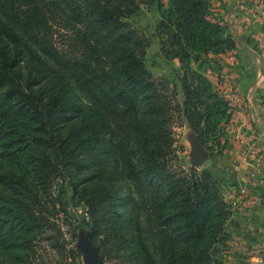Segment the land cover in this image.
<instances>
[{
    "label": "trees",
    "instance_id": "obj_1",
    "mask_svg": "<svg viewBox=\"0 0 264 264\" xmlns=\"http://www.w3.org/2000/svg\"><path fill=\"white\" fill-rule=\"evenodd\" d=\"M145 2L0 0V264H75L84 254L64 229L60 179L88 208L102 262L221 264L232 207L211 172L175 164V125L187 122L222 154L234 111L221 56L235 42L209 19L210 0L159 3L161 51L183 69L179 100L148 69L150 40L129 20ZM62 21L82 54L60 44ZM201 53L215 55L219 84L192 66ZM124 208L136 210L133 230Z\"/></svg>",
    "mask_w": 264,
    "mask_h": 264
},
{
    "label": "rangeland",
    "instance_id": "obj_2",
    "mask_svg": "<svg viewBox=\"0 0 264 264\" xmlns=\"http://www.w3.org/2000/svg\"><path fill=\"white\" fill-rule=\"evenodd\" d=\"M159 3H162L164 7L167 8L172 4V0H146L145 3L140 5V10L131 16L129 20L134 26L141 29L150 40V46L146 56V65L148 69L155 76L167 80L171 86L175 85L179 100H182L180 79L183 69L181 62L178 59L168 58L162 53L160 40L156 31L157 24L161 19ZM231 16H235L233 22L230 21ZM247 16H264V0H210L209 19L221 24L225 32L229 34L235 42V48L228 52L237 48L239 43L238 39L244 34L239 29L243 28L242 25H244L243 23ZM238 25L240 27H238ZM57 27H60V33L57 35L60 44L76 54H82L81 46L77 39L79 35L75 36L70 30H67L68 28L66 29L63 25V21ZM247 35L248 33H246V36ZM263 49L264 47H261L259 51ZM214 56L212 58L207 53H201L200 57H193L191 62L192 66L198 71L206 73L210 78L218 79L219 69ZM73 89L75 98L81 104H90V99L86 94L78 89L76 90L74 86ZM227 97L230 98L228 95ZM229 100H231V98ZM229 124H231V122ZM228 128L229 125L226 127L225 132L228 145L224 148L222 154L218 155L217 151L213 154L198 142L197 135L187 122L181 123L177 121L175 125L178 138V150L175 164L182 166L186 170L197 168L201 171L206 170L211 172L219 182L225 199L228 192L231 191L239 195L243 187H247V184L253 182L250 179H245L242 181V187L237 188V184L232 183L234 181H230L224 173V170L218 169V165L214 162L217 159L219 160L224 153L228 152L235 143V140L231 139L229 136ZM200 149L207 151L209 157L202 164L198 165L195 163V155L197 150ZM247 155L248 153L246 157ZM255 181L257 182V179ZM117 185L122 192H128L129 185L127 181H120ZM55 189L57 195L61 194L64 205L68 211L69 219L64 223V229L69 230L71 227L75 229L77 239L73 243V246L82 248L84 251V254L76 260L75 264H111L110 262H102L101 259L95 256L96 250L91 239L94 229L92 227V219L88 214V208L83 204L76 203L74 200L73 188L70 181L67 180L63 182L62 179H60L55 185ZM226 200L231 204L233 214L226 223L227 237L221 243L220 250L216 257L220 259L221 264H264V234H260L259 231L245 225L246 223L239 218L238 204H235V206L233 202L228 201L229 199ZM135 211L136 210L133 208H124L120 210V220L124 221L127 230L134 229L135 222L133 221V217L135 216ZM61 215L64 216V214ZM68 235L71 236L72 233Z\"/></svg>",
    "mask_w": 264,
    "mask_h": 264
},
{
    "label": "crops",
    "instance_id": "obj_3",
    "mask_svg": "<svg viewBox=\"0 0 264 264\" xmlns=\"http://www.w3.org/2000/svg\"><path fill=\"white\" fill-rule=\"evenodd\" d=\"M233 19L235 16L230 21ZM243 24L239 30L244 34L237 48L221 56L220 81L230 98L242 94L245 106L233 114L229 124V136L235 140L233 147L214 162L237 188L245 179L253 181L247 184V194L230 191L226 199L238 204L239 218L245 225L264 234V49L259 51L264 47V16H247ZM211 79L219 84V79Z\"/></svg>",
    "mask_w": 264,
    "mask_h": 264
},
{
    "label": "built area",
    "instance_id": "obj_4",
    "mask_svg": "<svg viewBox=\"0 0 264 264\" xmlns=\"http://www.w3.org/2000/svg\"><path fill=\"white\" fill-rule=\"evenodd\" d=\"M230 104L232 106V109L234 111V113H236L237 111H240L241 109L244 108L245 106V98L242 94L238 93V94H235L231 100H230ZM256 154V153H255ZM254 154V156H255ZM247 186V185H246ZM248 186L247 187H243L241 192L243 194H247L248 193Z\"/></svg>",
    "mask_w": 264,
    "mask_h": 264
},
{
    "label": "water",
    "instance_id": "obj_5",
    "mask_svg": "<svg viewBox=\"0 0 264 264\" xmlns=\"http://www.w3.org/2000/svg\"><path fill=\"white\" fill-rule=\"evenodd\" d=\"M197 140L200 143L199 139H197ZM195 157H196L195 158V163L200 165L209 157V153L207 151H205V150H201L200 149V150H197V153H196Z\"/></svg>",
    "mask_w": 264,
    "mask_h": 264
}]
</instances>
